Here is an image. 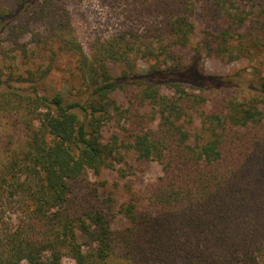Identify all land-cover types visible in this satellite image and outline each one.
Wrapping results in <instances>:
<instances>
[{
    "label": "trees",
    "instance_id": "16d2710c",
    "mask_svg": "<svg viewBox=\"0 0 264 264\" xmlns=\"http://www.w3.org/2000/svg\"><path fill=\"white\" fill-rule=\"evenodd\" d=\"M202 1L229 24L211 43L264 22V0H132L130 17L151 23L95 39L88 54L63 0H19L0 14V34L16 23L18 39L31 33L28 16L45 18L44 44L69 54L82 81L77 91L48 92L39 86L45 75L30 74L21 89L0 80V111L25 125L0 160V264H264V80L238 77L262 94L243 100L171 79L191 73L180 51ZM143 60L154 64L137 72ZM117 92L151 107L127 141L105 137L113 112H127ZM121 148L136 154L133 170L156 162L161 175L115 209L97 190L76 204L74 184L116 169ZM117 219L128 225L114 229Z\"/></svg>",
    "mask_w": 264,
    "mask_h": 264
},
{
    "label": "rangeland",
    "instance_id": "374dc122",
    "mask_svg": "<svg viewBox=\"0 0 264 264\" xmlns=\"http://www.w3.org/2000/svg\"><path fill=\"white\" fill-rule=\"evenodd\" d=\"M18 2L19 0H0V14L16 9ZM63 3L67 8L70 28L88 54L95 39H107L123 30H144L152 20L150 16H144L141 20L131 18L132 0H63ZM207 3H197L192 16L195 31L190 46L180 51L184 55L186 67L192 69L191 73L173 75L171 79L186 85L209 90L211 88L210 91L216 99L236 96L243 100L250 97L260 98L261 93L241 88L236 81L238 77L253 81L264 80L263 20L256 25L254 18L244 27L229 28L228 43H222L221 38L219 43L216 40L211 43L214 35H220L229 24L220 12L215 8L210 9ZM26 20L31 23V33L27 36L16 38L15 32H11L16 23L0 34V80L21 89V82L28 79L30 74H36V79L45 75L40 80L41 89L48 92L77 91L82 81L74 69L75 60L67 53H58L55 46L44 44L48 38L43 28L46 19L28 16ZM223 49H228L231 55L224 53ZM152 64L153 60L139 61L137 72L145 73ZM113 70L117 73L120 71L116 67ZM165 88L168 91V87ZM114 97L127 112L123 115L113 112V121L105 128V137L108 140L116 134L121 140L127 141L126 138L130 139L134 128L142 125L140 118L144 115L150 118L151 107L135 102L121 92H117ZM12 118L8 116V112L0 111V160L10 155L24 139L25 125L17 117ZM187 125L194 133L199 122L195 120L193 124L189 121ZM121 149L125 160L117 164L116 169L103 168L99 175L90 173L87 180L74 184L76 204H79L80 198L87 203L97 190L101 200L113 198L115 209L117 203H122L131 195V190L146 186L161 175V167L156 162H149L143 170H133L137 165L136 154L130 149ZM120 167L125 169L126 176L118 172ZM114 213L118 216L117 212ZM127 225V221L117 219L113 228L121 229ZM63 264H74V261L65 258Z\"/></svg>",
    "mask_w": 264,
    "mask_h": 264
}]
</instances>
